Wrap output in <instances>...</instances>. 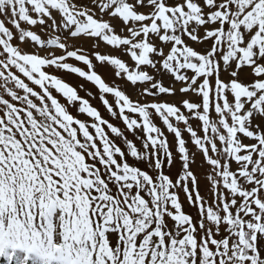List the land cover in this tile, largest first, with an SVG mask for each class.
Segmentation results:
<instances>
[{
    "label": "snow or ice",
    "instance_id": "snow-or-ice-1",
    "mask_svg": "<svg viewBox=\"0 0 264 264\" xmlns=\"http://www.w3.org/2000/svg\"><path fill=\"white\" fill-rule=\"evenodd\" d=\"M0 258L264 264V0H0Z\"/></svg>",
    "mask_w": 264,
    "mask_h": 264
},
{
    "label": "rangeland",
    "instance_id": "rangeland-1",
    "mask_svg": "<svg viewBox=\"0 0 264 264\" xmlns=\"http://www.w3.org/2000/svg\"><path fill=\"white\" fill-rule=\"evenodd\" d=\"M9 27H11V25H7ZM34 31H36L39 35L42 36V38L45 37V33L42 32L40 30V28L37 26L36 28L32 29ZM16 41H14L15 43ZM71 43V42H70ZM23 47H27L26 45H22ZM84 50L86 52H92L93 49L91 47V42L89 43H85L84 44ZM28 50L31 51L32 49L30 47H28ZM95 51H99L101 53H109L112 52L113 50L109 47H106L105 45L101 44L99 48L95 49ZM126 61L128 60V57H123ZM69 63H72L74 66H78L81 67L83 70L88 71L87 67L85 65H83L82 63H77L75 60H69ZM130 62V61H129ZM93 63L95 65L94 70L101 75V77L105 80L106 83H108L110 86H112L113 84L116 85H122L123 82L116 79L115 75H114V70L112 67H109L107 64H104L103 66L99 63H97L95 60H93ZM56 74L61 77L62 79L65 80V82L69 83L71 86L75 87L78 91V94L80 97L84 98V99H88L90 104L94 107H96L98 110H100L102 116L105 119H109L110 122L118 125L119 127H121V129H124V125L122 124V122L118 121V120H113L109 114L107 113V111L104 109L101 101H100V95L101 93L99 92L98 88L91 82H88L86 79L79 77L78 75L75 74H70L68 72H56ZM83 86V88L81 89L80 86ZM89 93H91V95H89ZM107 98L109 99V101H111L113 98L111 95L107 96ZM133 98L135 99V97L133 96ZM62 103H66V101H64L63 99H61ZM78 107V106H77ZM70 112L73 115L77 114V108H70L69 109ZM82 120H89V118L86 115H81L79 117ZM106 131H108L107 129H105ZM109 135L111 136L112 134L109 133ZM126 135H128L129 139H135L131 134L126 132ZM142 135V133H141ZM169 137V141L172 142L174 140V137L170 134H167ZM185 138H187V134H185ZM117 143H120L119 140H117ZM137 145H139V141H136ZM121 147H123V145H121ZM203 183V182H202ZM202 194H204V192L202 191ZM182 200L183 195H182ZM185 211L187 212H191L194 213L195 209H191L186 201H185ZM0 264H6L5 260L3 258H0Z\"/></svg>",
    "mask_w": 264,
    "mask_h": 264
}]
</instances>
